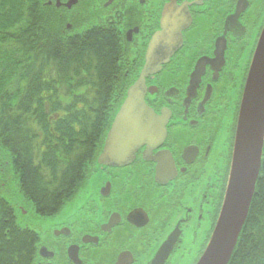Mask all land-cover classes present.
<instances>
[{"label": "flooded vegetation", "instance_id": "flooded-vegetation-1", "mask_svg": "<svg viewBox=\"0 0 264 264\" xmlns=\"http://www.w3.org/2000/svg\"><path fill=\"white\" fill-rule=\"evenodd\" d=\"M263 1L42 0L63 32L112 33L121 48L116 76L125 88L84 188L52 218L29 226L38 233L34 264H171L189 230L201 231L207 220L209 240L264 25L253 47L249 36ZM143 73L145 100L167 134L146 137L134 154L127 153L129 162L99 164L128 88ZM217 160L226 161L224 174ZM211 172L216 178L208 176L201 186Z\"/></svg>", "mask_w": 264, "mask_h": 264}, {"label": "trees", "instance_id": "trees-1", "mask_svg": "<svg viewBox=\"0 0 264 264\" xmlns=\"http://www.w3.org/2000/svg\"><path fill=\"white\" fill-rule=\"evenodd\" d=\"M120 51L104 28L63 32L42 0H0V264H34L36 255L38 233L18 222L22 208L5 192L13 180L40 216L84 185L125 88ZM229 264H264V149Z\"/></svg>", "mask_w": 264, "mask_h": 264}, {"label": "water", "instance_id": "water-1", "mask_svg": "<svg viewBox=\"0 0 264 264\" xmlns=\"http://www.w3.org/2000/svg\"><path fill=\"white\" fill-rule=\"evenodd\" d=\"M145 74L128 88L107 134L99 164H107L108 159L112 164L129 162L127 153L134 154L146 137L167 134L166 125L155 123L154 112L145 100ZM234 139L221 209L195 264H229L255 195L264 149V25L245 80ZM168 157L173 162L171 154Z\"/></svg>", "mask_w": 264, "mask_h": 264}, {"label": "rangeland", "instance_id": "rangeland-1", "mask_svg": "<svg viewBox=\"0 0 264 264\" xmlns=\"http://www.w3.org/2000/svg\"><path fill=\"white\" fill-rule=\"evenodd\" d=\"M264 23V1L261 3L260 11L258 12V16L256 18L255 26L252 28L249 39L252 41L253 47L256 43V40L258 38V35L260 33V30L262 28V25ZM225 137V136H224ZM226 161L217 160L215 161L218 168H221L223 172H220L224 174V163ZM219 174V171L217 172L216 176ZM213 176L212 172L208 173L201 183V186H206L207 184V177ZM216 176H213V180L216 178ZM11 177L9 176V179ZM15 180H13L12 183H10L8 189L5 190V192L9 195L12 194V200L14 203H18L24 207L25 210L21 213H18V222L24 226L28 227L31 226L33 228H36L38 224L42 223L46 219L52 218L51 216H40L38 215L33 206L32 203L29 202L25 195L19 191L18 187L14 183ZM84 186L80 188L83 189ZM208 206V204H207ZM208 210V208H207ZM212 224L210 222H207L204 224L201 231H194L193 229H190L188 234L185 237L184 244L181 248V250L176 254L171 264H194L197 258L200 255L201 250L203 249L206 241L208 240L209 233L211 231Z\"/></svg>", "mask_w": 264, "mask_h": 264}]
</instances>
